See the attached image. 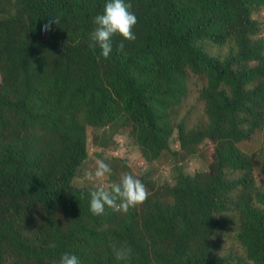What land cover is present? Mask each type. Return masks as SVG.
<instances>
[{"label": "trees", "instance_id": "trees-1", "mask_svg": "<svg viewBox=\"0 0 264 264\" xmlns=\"http://www.w3.org/2000/svg\"><path fill=\"white\" fill-rule=\"evenodd\" d=\"M106 2L0 0V264H264V0H125L136 39L114 36L98 60L89 34ZM199 98L189 128L181 111ZM172 128L186 152L210 145L208 171L92 215L89 131L127 133L152 164ZM125 243L133 256L117 261L110 245Z\"/></svg>", "mask_w": 264, "mask_h": 264}, {"label": "rangeland", "instance_id": "rangeland-1", "mask_svg": "<svg viewBox=\"0 0 264 264\" xmlns=\"http://www.w3.org/2000/svg\"><path fill=\"white\" fill-rule=\"evenodd\" d=\"M264 37V31L262 32V38ZM199 77H192L189 81V89L193 92H199L201 82ZM205 83V82H204ZM190 104H187L185 109L181 112H189L195 116L188 118L186 124L189 128H193L191 120H199L200 117L205 118V106L204 103L199 100H192ZM180 111H174L169 115V123L172 126L180 123V119H176ZM175 130V131H174ZM173 138L171 140V149L166 151L159 160L150 164L145 161L138 146H136L125 132L107 133L106 137L100 136V133H94L89 131L88 133V145L87 151L91 156V160L87 161L81 172V183L88 186L91 190L94 188V182L88 180V173L94 171L95 162L97 159L107 161V163L115 167L112 180L118 182L119 178L124 173H131L136 178L140 179L147 187L148 191L152 192L151 186L154 185L155 189H158L162 184L167 183L174 184V179L180 174H192L202 173L208 171V162L212 160V149L210 145L203 144L197 149L194 154L186 152L181 149L178 140V130L172 128ZM110 141L107 142V141ZM107 142V148H103L102 144ZM252 144H248L250 151L248 153H255V145H259L262 148L261 140L253 138ZM254 156V155H252ZM110 175L105 183H112ZM257 183L262 185V169L256 168ZM148 183V185L145 184ZM264 188V184L262 185ZM150 197V196H149ZM225 246V244H224Z\"/></svg>", "mask_w": 264, "mask_h": 264}, {"label": "clouds", "instance_id": "clouds-1", "mask_svg": "<svg viewBox=\"0 0 264 264\" xmlns=\"http://www.w3.org/2000/svg\"><path fill=\"white\" fill-rule=\"evenodd\" d=\"M131 4L125 0H108L103 6L102 12L93 18L94 29L89 34V47L100 49V56L107 59L112 52L113 37L119 36L122 41H134L136 39L133 32L137 24L136 15L130 11ZM50 23H57L56 20ZM50 24H45L43 32L49 30ZM124 43L117 45V51L123 52ZM111 167L101 159L95 162V169L88 173V180L94 182V188L89 193V210L94 216H101L105 213V208H110L114 212L127 214L130 209L144 204L150 196V192L144 183L131 173H124L118 182L105 183L111 175ZM52 244L50 247H54ZM114 257L117 261L128 262L133 256V249L128 244L120 246L110 245ZM58 264H80L76 255L63 254ZM253 264V262H250Z\"/></svg>", "mask_w": 264, "mask_h": 264}]
</instances>
